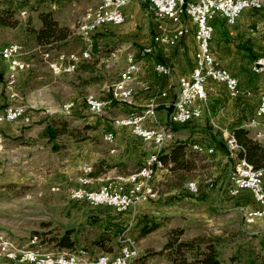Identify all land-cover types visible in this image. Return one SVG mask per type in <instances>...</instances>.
I'll list each match as a JSON object with an SVG mask.
<instances>
[{
  "label": "crops",
  "instance_id": "0c3cea01",
  "mask_svg": "<svg viewBox=\"0 0 264 264\" xmlns=\"http://www.w3.org/2000/svg\"><path fill=\"white\" fill-rule=\"evenodd\" d=\"M57 1H44L32 7L35 12H41L43 6L59 7V10H61L62 8L59 4H56ZM65 1L66 16L79 17L76 20V22H79L81 17L89 9L93 8L99 0ZM39 9L41 10L38 11ZM122 13L125 17L123 25H106L91 36V44L94 51H112L108 58H100L99 63L95 66L93 65L94 62H85L78 68L74 74L75 76L66 74L68 75L67 77L70 83H68L70 85V94L67 99L75 103V107L66 117L70 116L69 118L77 120L78 122L84 121L83 126H89L93 129L90 132V136L93 138L92 140L83 142L67 141L68 146L64 150L66 158H63L61 177L63 183H66L67 186L71 185L73 187L72 189L80 186L79 179L82 177H87L91 180V183L87 185V189L96 190L108 180L124 178L136 172L148 155L153 152V148L136 138L129 128L114 127L113 121L130 114H135L143 118V123L146 127L156 125L168 126L169 118L179 92L178 81L182 77L189 76L194 67V27L186 19H183L182 23H171L156 19L146 12V5L141 0H136L125 6L122 9ZM30 14L36 13L32 11ZM262 15L264 16V13H254L246 10L233 27H227L223 21L219 20L212 24L214 33L211 41V52L214 59L217 62L219 61L222 65L221 67L229 72L231 70L229 65L232 62H238V65L241 66L239 69L246 70L247 74L244 75L248 76L246 79L248 82H251L256 76L252 73L253 68L251 67H254V63L259 56L255 46L260 40H263L261 37L264 36V17ZM71 24V21L67 20L66 26L72 28ZM253 26L258 30L257 32L252 30ZM183 27L189 30V34L181 39L177 46L169 47L158 45L154 46V54L152 56H142L139 54L142 49L152 44V38L155 35L171 36ZM129 54L135 55L136 60L140 63V69L134 83L135 94L128 102L115 101L112 98L113 87L119 80V75L125 66V58ZM97 55H99V52L95 54V56ZM157 63L166 64L171 68L172 72L170 77L166 78L155 71L154 66ZM30 67L32 68L33 64ZM31 72L33 73L29 78L27 77L28 74L26 71L16 75L14 91H5L0 86V108L18 103L19 100L26 96L28 97L29 81L42 80L39 73L34 74V72H39L38 69ZM66 75L60 77H65ZM6 77L7 73L3 71V66H0V84L2 81H5ZM60 77L52 75L51 78L59 80ZM236 79L239 83V76ZM250 87H253V85H250ZM224 92L226 93L225 90ZM247 92L253 94L249 90ZM162 93H166L165 98L161 97ZM88 94H92L107 103V110L110 112L109 117L114 116L112 121L103 117L108 112L101 116H93L96 119L95 121L87 122L84 119L83 116L89 115L83 102L85 96ZM261 95L263 94L258 96V100ZM242 96L241 94L236 99H240ZM248 96L250 95L248 94ZM28 104H30L28 108H43L46 112L51 111V115L60 112V110H57L59 104L54 99H48V102L47 100L43 101V99L30 100ZM242 107H239V109ZM211 110L212 106L207 96L204 111L209 113ZM233 111L231 109L232 114H234ZM42 115L39 114L36 117L37 124L33 128L24 129L27 126L21 124H0V157L2 155L4 156L2 159L6 158V154L18 153L21 150L28 149L30 153L27 160L31 162L34 159H38L39 155L44 153V148L39 143L51 141V137L47 132L48 124L45 121L46 119L45 117H41ZM253 116L240 125L236 124V127L248 129L251 134L250 136H253L252 128H249ZM199 124L200 121H197L186 126L171 127L172 139L164 147L163 152H160V155L162 153L167 154L170 148L178 143H185L188 145V148L193 144H200L211 148L213 155L215 157L217 156L216 160L220 161L218 167H220L219 175H223L220 178V182H222L223 178L227 175V170L230 168L232 161L226 155V151L219 147L215 137L209 139L206 135H202L205 131L201 129L202 127ZM210 124L213 126L212 122ZM109 131L113 132L115 136L113 145H108L102 140L103 135ZM213 136L215 135L213 134ZM56 151L54 150L55 153H53L57 154L58 151ZM84 168H90L91 172L85 175L83 173ZM223 169L224 172L222 173L221 170ZM170 177L168 170L163 168L158 171L155 182L158 183L161 180L163 183H166ZM218 186L217 184V187L207 195L209 196L206 201L208 206L218 208L220 207L219 199L225 198L221 207L225 208L229 206V208L238 209L244 221L245 213L264 210V206L257 205L254 202L249 191H241L237 196L232 197L227 192L224 194L225 186L224 188L221 187V189ZM52 187V185H45L41 188L45 192H53L51 190L56 188ZM8 188L0 187V190L6 192ZM199 189L198 187L197 193H200ZM181 192H183L182 189H176L171 191L170 195H180ZM147 201L135 203L127 212L122 214L116 213L112 208L107 206L92 207L84 201H75L67 195L66 201L47 202L43 206L57 208L52 220L53 226L77 230L82 229V234L89 233L90 237H93V235H97V233L107 229L128 231L136 225V222L141 216L149 215L152 218L151 216L155 214V210L158 208L154 207V204L151 203L152 201ZM248 225H250L248 228L252 232L247 234H264V217L255 220L253 223H248ZM40 230L41 228L38 224L33 230H30L31 237L33 232ZM0 236L5 237L6 235L0 232ZM149 239L150 235L137 241V244L140 246L139 251L140 248L143 250ZM0 264L9 263L2 261Z\"/></svg>",
  "mask_w": 264,
  "mask_h": 264
},
{
  "label": "built area",
  "instance_id": "2783aa9c",
  "mask_svg": "<svg viewBox=\"0 0 264 264\" xmlns=\"http://www.w3.org/2000/svg\"><path fill=\"white\" fill-rule=\"evenodd\" d=\"M14 4L22 6L18 10L19 15L25 18L28 14L27 7L40 2L51 0H10ZM135 0H99L93 8L89 9L79 20L80 37L84 41L85 48L78 53L59 54L52 57L49 53L43 54V60L55 77L64 76V73L74 74L85 62L92 59L93 47L91 36L106 25L121 26L125 22L122 9ZM146 5V12L156 19L171 23H182L186 19L194 27V67L191 74L182 77L178 81L179 92L169 118V125H156L146 127L143 118L135 114L115 119L113 125L116 128H129L132 134L153 147V152L148 155L140 168L133 174L106 181L96 190L87 189L91 180L87 177L79 179L80 186L69 190V196L75 201H84L92 207L107 206L117 213L127 212L137 202L153 199L156 196L154 189L155 176L162 170L160 152L171 141L172 136H167V129L173 126H186L201 119L203 109L207 102L209 86L222 85L230 98L235 99L240 94L239 83L229 71L220 67L211 52V41L214 33L213 23L223 21L227 27H233L244 12H240V5H247V11L264 13V0H141ZM189 34L185 27L171 36L155 35L152 44L140 51L142 56H152L154 46H177L181 39ZM21 48L15 44H9L0 49V60L7 66L6 86L11 88L15 84L16 75L28 68L21 58ZM114 56V55H112ZM257 65H260L259 67ZM264 61H258L253 71L259 72ZM140 69V63L135 55L129 54L125 58V66L119 75V80L113 87L112 98L119 102H128L135 94L134 83ZM157 73L164 77H170L171 68L162 63L154 66ZM161 97H166L162 93ZM84 105L92 116H101L106 113L107 103L92 94L84 98ZM75 107L73 101L62 105V113L67 115ZM30 112L23 106L9 105L0 109V124H21L29 126L32 123ZM259 124H264V95L258 100L253 119L249 128H252L253 138L264 142V135H258ZM214 126V125H213ZM225 136V145L228 158L232 159V153H237L238 146L231 132L220 129ZM102 140L113 145L115 136L113 132H106ZM191 150L200 154L210 155L211 148L200 144H193ZM245 173L228 174L230 183L229 195L237 196L241 191H249L257 205L264 206V170H255L242 159ZM90 168H84L83 173L88 175ZM211 186V185H210ZM57 191V189H53ZM187 190L191 194L198 192L195 183L187 184ZM264 217V210L250 211L244 214L247 223ZM129 247L125 251V258H117V252L113 254L89 257L84 251H78V260L66 257H41V255H23V247L15 245V249H8L7 242L0 241V262L7 261L13 264H133L139 256L136 242L130 238ZM29 244H36V238H32Z\"/></svg>",
  "mask_w": 264,
  "mask_h": 264
},
{
  "label": "rangeland",
  "instance_id": "374dc122",
  "mask_svg": "<svg viewBox=\"0 0 264 264\" xmlns=\"http://www.w3.org/2000/svg\"><path fill=\"white\" fill-rule=\"evenodd\" d=\"M56 4H59L62 9L59 10V7L53 8L52 6H43V9H41L42 11H52L60 26H66L67 20L71 21L72 28L68 27L71 31V35L69 40L64 43L65 47L62 49L59 50L58 47L54 46V49L52 50H37L36 46L33 45V43H31L20 30L4 31L0 33V49L9 44L18 45L21 48L20 52L22 61L28 64V68L25 70L28 74L27 77L29 78L33 73L31 71H36V69H38L39 72H34V74L39 73L42 77V80L40 81H29L28 97L26 96L25 98L19 100L18 103L12 104L14 106L25 107L32 116L33 122L27 127L23 126L25 127L24 129L33 128V126L37 124L36 117H38L39 114H43L41 117H45L47 124H49L48 122L51 119L58 117L67 119L70 122L71 127H82L84 123V121L78 122L77 120L69 118L70 116L66 117V115L62 113L63 103L72 101L67 99L70 94V83L67 77L68 75L66 74L74 75L76 72L74 74L64 73V75H66L65 77L59 76V80H54L51 78L53 74L43 60L44 53H49L52 57H55L59 54L67 55L70 53H78L85 48L84 41L79 36L78 22H76L79 17L74 18L72 16H66V1L64 2V0H58ZM14 7L17 10L16 18L22 24L31 21L33 27L36 29L40 27V22L37 18V15L40 12H35V10H33L34 8L30 6L27 7V16L22 18L18 12L22 6L14 4ZM32 11L36 14H30ZM252 30L255 32L258 31L255 26H253ZM261 38L263 40H260L255 46V48H257L256 52L259 56L257 57L258 59L255 61L254 65H256V63L260 60L264 61V36ZM97 52H99V55H97L99 58L95 56ZM110 52L112 51L104 52L103 50H93L92 60L89 62H94L93 65L95 66L99 63L100 58L107 59ZM217 63L220 67L222 66L219 61ZM31 64H33L32 68L30 67ZM0 66H3V71L8 74L7 67L1 60ZM229 66L231 74L236 77L239 76L240 78V94L238 96L241 94L243 96L240 99H232L228 94H226L227 92H224L225 88L222 85L209 86L207 96L209 97L212 110L207 113V111H204L203 109L202 117L198 120L200 121L199 125L202 127L201 129L205 131L202 135H206L209 139H213L212 137H215L219 142H217L219 147L223 148L226 153L227 150L224 141L225 136L220 129L231 132L232 129L236 127V124L240 125L250 119L254 115L257 107L258 96L260 94L264 95V65L261 67L259 72H255L252 69V73H254L257 78H254L251 82L246 80L248 77L245 76L247 74L246 70H240L239 68L241 66L238 65V62H232ZM5 82L6 79L0 84L5 91L10 92L15 90V84L11 88H8ZM86 83L88 82L86 81ZM250 85H253V87H250ZM248 90L253 94L248 93ZM248 94L250 96H248ZM37 99H43V101L47 100V102L48 99L56 100L59 104L57 110H60V112H58V114L51 115V111L46 112L43 108H28L30 100ZM239 107L242 108L239 109ZM231 109L234 110V114L231 113ZM106 112L108 113H106L103 117L112 121L114 116L109 117L110 112L107 109ZM83 117L87 120V122L96 120L95 117L90 114ZM209 120L214 126L210 124ZM213 134L215 136H213ZM88 135H90V133H88ZM67 141L68 140L65 137H58L52 142H40V146L44 148V153L39 155L38 159H34L31 162L27 160L30 153L28 149L21 150V152L18 153L15 152L13 154H6L5 159H2V157H4L3 155L0 157V187H9L6 192L0 190V232L5 234V237H8L5 238L0 236V241L13 244L14 246L17 245L18 247H26L33 238L30 235L31 229L33 230V228L38 226V224L41 225V223H52L54 213L57 211V208L44 207V203L66 201V195L69 197L68 191L73 188L71 185L67 186L66 183H63L61 177L63 158H66L64 150H66L68 146ZM262 143L264 144V142ZM54 144L58 147L57 154H54L55 152L51 148ZM216 157L213 153L210 155L200 153L196 154L194 169L189 173L190 179L179 188L183 191L180 195H170V192L176 189L169 191V187H165L161 180L158 183L154 182L156 196L147 202L152 201L151 203L154 204V207L158 208L155 210V214L151 217L157 222H161L162 227L150 234L148 243L143 250L140 248L139 255H142L143 251L148 248L154 251H159L164 242L163 234L166 230L173 226L184 229L186 231L185 238L196 235L223 236L225 239V243H223L222 246V261L224 264H230L228 262V257L233 253V250H235L238 245H245L248 242L246 239L251 235L247 233L252 232V230L248 228L250 225L243 220L238 209H234L232 207L229 208L227 205V207L222 208V202L225 198L219 199L220 207L218 208H212L207 205L206 201L209 197L207 196L209 192L214 190L218 184L220 189L225 186L224 194H226V192L229 194V172L231 171V174H236L245 167L242 166V159H239L236 153H232L231 166L227 170V175L223 178L222 182H220V178L223 177V175H219L220 167H218V163H220V161L216 160ZM221 172L223 173L224 169L221 170ZM155 180H157V174L155 176ZM189 183H197L200 188V193H189L187 191V184ZM45 185H52V188H56L58 190L45 192L41 188ZM145 216L150 218L149 215ZM129 237L134 239L136 247L139 250L140 246L137 244L138 240H136V238L132 235ZM127 243L129 244V239H123L120 248L118 245L113 252L118 253V249L120 250L121 247L125 245L127 246ZM75 253H78V251ZM106 254L108 253H99V255ZM0 263H2V261ZM5 263L13 264L7 261H5ZM145 264H168V262L162 256H151L146 258Z\"/></svg>",
  "mask_w": 264,
  "mask_h": 264
},
{
  "label": "trees",
  "instance_id": "16d2710c",
  "mask_svg": "<svg viewBox=\"0 0 264 264\" xmlns=\"http://www.w3.org/2000/svg\"><path fill=\"white\" fill-rule=\"evenodd\" d=\"M16 13L17 10L12 1L0 0V33L20 30L37 50H52L54 46L60 50L65 47L64 43L69 40L71 31L67 26L59 25L52 11H41L37 15L40 22L38 29L32 26L31 21L22 24L16 18ZM91 131L93 129L89 126L71 127L67 119L60 117L51 119L47 126L51 142L58 137H65L72 142L92 140L93 138L88 135ZM231 133L239 149L236 153L237 157L245 160L255 170H264V144L251 137L250 131L246 128L235 127ZM52 149L57 150L58 147L54 144ZM196 154L185 143L175 144L167 154L162 153L160 161L171 176L164 183L165 187H169V191L179 189L190 179L189 173L194 169ZM161 227V222L142 216L128 231L107 229L90 237L89 233L82 234V229L53 226L51 222H48L41 223V230L33 232L32 237L36 238L39 248L48 252L81 250L93 257L102 252L116 253L113 252L114 249L118 245L120 248L125 237L132 235L139 241ZM185 237L184 229L177 226L169 228L163 234L164 242L161 249L159 251L145 249L133 264H145L146 258L151 256H162L168 264H224L222 261V246L225 243L223 236ZM246 240L248 242L245 245H238L233 250L228 257V262L230 264H264V234L251 235Z\"/></svg>",
  "mask_w": 264,
  "mask_h": 264
},
{
  "label": "bare ground",
  "instance_id": "6f19581e",
  "mask_svg": "<svg viewBox=\"0 0 264 264\" xmlns=\"http://www.w3.org/2000/svg\"><path fill=\"white\" fill-rule=\"evenodd\" d=\"M246 10H247V5H240V12H244ZM78 30L80 34V25H78ZM258 135H264V124H259ZM167 136H171L170 129H167ZM238 173H245V167L242 168V170L240 172H237L236 174ZM7 247L8 249H15V246L10 243H7ZM127 247H129V244L127 246L125 245L121 247L120 250H126ZM23 255H41V257H66L67 255V258L71 260H78V253H75V252H57V253L45 252L41 250L36 244H28L26 247H23ZM117 258H125V251H119L117 253Z\"/></svg>",
  "mask_w": 264,
  "mask_h": 264
},
{
  "label": "water",
  "instance_id": "95a60500",
  "mask_svg": "<svg viewBox=\"0 0 264 264\" xmlns=\"http://www.w3.org/2000/svg\"><path fill=\"white\" fill-rule=\"evenodd\" d=\"M258 67L260 66V65H257Z\"/></svg>",
  "mask_w": 264,
  "mask_h": 264
}]
</instances>
